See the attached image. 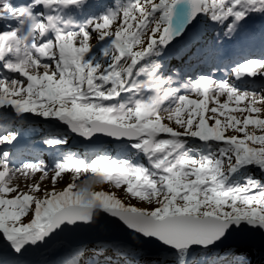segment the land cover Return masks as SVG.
Instances as JSON below:
<instances>
[{"label": "snow or ice", "instance_id": "snow-or-ice-1", "mask_svg": "<svg viewBox=\"0 0 264 264\" xmlns=\"http://www.w3.org/2000/svg\"><path fill=\"white\" fill-rule=\"evenodd\" d=\"M88 6L89 0H21L15 6L0 0V21L16 22L0 31V127L12 123V113L22 124L26 114L58 120L81 137L130 141L148 166L130 157H69L54 164L53 188L38 196L40 183L24 191L12 181L34 172L43 181L48 166L36 160L17 166L13 154L0 149V235L11 249L5 257L0 246V264H28L23 257L30 249L80 228L109 229V221L126 229L127 238L102 236L87 264H113L109 253L124 264L142 257L144 264H192L193 255L207 260L209 253L221 264H249L240 245L250 243L251 233L264 237V181L247 177L238 184L232 176L248 166L264 172V94L241 90L232 80L264 76V55H244L228 66V79H184L160 61L182 42L179 55L198 60L208 30L232 40L253 14L264 15V0H113L78 22L74 13ZM193 21L203 29L189 36L182 25ZM93 38L103 42L99 56L92 55ZM229 129L238 135H228ZM19 134H0V146L14 144ZM190 138L207 150L190 148ZM44 143L64 145L67 138ZM81 171L93 179L55 190L63 173L75 180ZM98 180L156 206L93 190ZM147 242L158 245L160 260L146 258ZM88 253L77 248L62 264H81Z\"/></svg>", "mask_w": 264, "mask_h": 264}, {"label": "rangeland", "instance_id": "rangeland-1", "mask_svg": "<svg viewBox=\"0 0 264 264\" xmlns=\"http://www.w3.org/2000/svg\"><path fill=\"white\" fill-rule=\"evenodd\" d=\"M93 2V5L95 7L96 4H99L101 1H102V4L104 5H101V8L99 10V12L96 10V11H91L92 14L94 13H100L105 6H108V5H112L113 4V0H90ZM87 10V9H86ZM89 11V10H87ZM264 17V15H260V16H254L252 15L246 23L243 24V27L242 29L239 31V34L243 33L244 30H250V26L256 22H258L257 20L259 18H262ZM12 23V27H15L16 26V22L15 21H11ZM248 25H250L248 27ZM91 43L94 45V46H97L96 48H94V52L92 53V55H98L99 56V44H102L103 42H98L95 38L92 39ZM178 47V46H177ZM170 56V55H169ZM258 82L256 85H251V86H247V83H250L248 81H246L245 79H241V80H235L233 79L232 80V83L235 84L237 87H239L241 90H244V91H253V92H256V94L259 96L261 94H264V76H258ZM227 79V78H226ZM195 98V97H193ZM224 98L221 97V100H223ZM260 107L264 108V105H259ZM32 116V118L34 119H38V120H51V119H46V118H42V117H36L35 115L33 114H30ZM236 115H240L239 113H236ZM47 121H45L47 123ZM34 122V121H33ZM40 122V121H38ZM38 122H36V125H38ZM45 124L42 125L41 128L45 129L43 126ZM40 128V127H39ZM38 127L36 129H39ZM56 132H52L51 130H49V135H62V138L66 137L67 138V143L64 144V145H58L56 147H59V153L57 154L58 156L61 157V154L63 155H68L69 157L71 158H81L78 154V151L80 148H68V149H65L66 147H69L70 143H72V139L69 137V132L67 131H63V130H60L58 128H56ZM228 135H238V133H236L235 131H232L231 129L228 130L227 132ZM193 142V144H198V145H204L203 142L199 141L198 139H195V138H190ZM76 144V143H75ZM103 145H94V146H88V145H85L83 147L87 148H91V147H101ZM65 149V150H64ZM69 153V154H67ZM75 153V154H74ZM74 154V155H72ZM78 156V157H77ZM69 157H61L58 159V161H64V162H67L68 161V158ZM107 157H111L112 159H120V158H114L112 157L109 153H108V156ZM144 157V156H143ZM198 158V157H197ZM96 159V157H92L91 158V161ZM144 160H146V158L144 157ZM90 162V161H89ZM134 162L136 163H141L140 160H134ZM18 166V165H17ZM49 168V167H48ZM54 173L52 172V170L49 168V175L47 178H45L43 181H41L40 177H41V173L40 172H34V173H30V174H24V173H18L14 178H13V181L12 183L15 184V185H19V183L23 184L24 185V188H22L24 191H27L28 190V187L32 184H35V183H40L41 186L43 185V189H47V190H51L53 188V185H52V180H51V177ZM93 179V174L90 173V172H83L81 171V173L77 176V178L74 180L73 179V173L71 172H65L61 175V177L58 178L57 180V183L55 184V190L56 191H60L62 190L68 183H75L76 185L78 186H82L85 184V182H88L90 180ZM30 181H32L30 183V185H27ZM91 187L93 188V190H96V191H108V192H113L115 194H117L119 196V198H121L122 200H124L125 203H129V204H133L135 206H138V207H144V208H154L156 206L155 202H152L151 204L148 203L147 201H140L138 199H134V198H131L125 191V188L124 187H121L120 189H117L114 187L113 184L111 183H108V182H103V181H97L96 183L92 184ZM42 189V188H41ZM43 191L41 190V192L39 193H35V195H38V196H42L43 195ZM0 246H2V249H3V253L6 254V257L11 253V249L8 245V243L6 241L3 240V237L2 235H0ZM85 249H87V251L89 252L88 254H86V256L84 257H79V259L81 260V264H87L88 262V256L91 255V252L94 251L95 249V244H90V245H87L86 247H83L81 248L80 250L81 251H84ZM241 251H242V254L244 256H246L248 258V262L249 264H264V258L260 261L258 260V253H256V251L251 248V247H242L241 248ZM109 255L112 256V260H113V264H124V262L122 260H117V258L115 257L114 254L112 253H109ZM216 256L215 254H212V253H209L207 257H209V259L211 258L210 256ZM70 257L68 258H62L60 259L58 262H61L63 260H66L69 261L70 259H72V256L69 255ZM37 257V249H30L29 251H27L23 257V259L26 261L28 259L30 260H34V258ZM149 261H152V260H160L161 259V256H155V255H147L146 257ZM133 261H132V264H144V259L145 258H141L140 261H137L135 260V258H131ZM103 264V262H102Z\"/></svg>", "mask_w": 264, "mask_h": 264}, {"label": "water", "instance_id": "water-1", "mask_svg": "<svg viewBox=\"0 0 264 264\" xmlns=\"http://www.w3.org/2000/svg\"><path fill=\"white\" fill-rule=\"evenodd\" d=\"M184 7H185V11H187L188 6L185 5ZM182 26L184 27V32L188 34L189 32L194 31L197 28L198 22L193 21L192 24L185 23ZM177 40H180V37H177ZM75 135L77 136L76 137L77 140L83 139V137L79 136L78 134ZM104 140L111 143H131L126 139L118 140L116 138H112L108 136H106V139ZM110 219H114V218H110ZM101 223H104V221H101ZM108 224H109V229L105 227H100L96 231V229H92V228H80L75 230L74 232L65 233L60 238L58 243L51 245L50 242L49 245L41 246L40 248L37 249V253L38 255L48 254L54 251L55 247L58 245L60 246L63 245L65 246L67 251L72 252L75 249L77 248L80 249L88 244H95L102 236H107L111 234H114L120 238H124V239L127 238L128 232L120 224L114 221H109ZM262 238L264 237H262V234L260 232L251 233L248 237L250 243L240 245V247L250 246L254 248L259 254L264 255V244L261 243ZM225 246L226 245L221 244L218 245L217 248L222 250ZM146 248L149 250L148 254L150 255H161L157 250L158 245H156L154 242H147Z\"/></svg>", "mask_w": 264, "mask_h": 264}, {"label": "trees", "instance_id": "trees-1", "mask_svg": "<svg viewBox=\"0 0 264 264\" xmlns=\"http://www.w3.org/2000/svg\"><path fill=\"white\" fill-rule=\"evenodd\" d=\"M257 15V14H254ZM8 22L5 21H0V28H6L8 26ZM203 29V25H200V29L199 31H201ZM198 34V33H197ZM215 34V32H213L212 30H208L205 34V44H204V49L207 50V53H211V51L214 48V45L212 43V36ZM216 35V34H215ZM156 59V58H153ZM207 60V57L205 55H201L200 58L198 60H194V62H197V64H204V62ZM161 63H164L168 66V59L164 58L160 61ZM188 60H186L184 63H186L187 65H185L184 63L179 65V67H173L171 66L172 70L174 72H182V73H186L187 75H190V72L192 71V67L187 63ZM165 75H167V72L165 73ZM200 75V74H195V76ZM194 77V76H193ZM177 79H179V77H177ZM233 131V130H232ZM249 131H257L255 128L250 127ZM190 148H194V149H200L202 151H206L207 149H205V145H194L191 143V141H189V145ZM104 150L112 153L113 156H119V157H130L132 159H137L140 160L143 164L147 165L146 160H144V157L142 154L139 153H135L134 150H132L130 148V146L128 144L125 145H119V146H112V145H107L104 146ZM193 156H199L200 152L199 151H194L192 153ZM247 177H253L255 179L264 181V172H262L260 169L254 167V166H248L247 168L241 169L238 173L234 174L232 176V179L234 180L235 183H244L246 181ZM211 258L209 259V257H207V260L201 259L200 255H193L191 257V262L192 264H221L220 259L216 256H210Z\"/></svg>", "mask_w": 264, "mask_h": 264}, {"label": "bare ground", "instance_id": "bare-ground-1", "mask_svg": "<svg viewBox=\"0 0 264 264\" xmlns=\"http://www.w3.org/2000/svg\"><path fill=\"white\" fill-rule=\"evenodd\" d=\"M92 5V4H91ZM243 41H245V38H242V37H239L238 38V40H237V42L236 43H234L235 45H237L238 43H241V42H243ZM39 153V155L43 158L42 159V161L43 160H46V161H43L44 163H46V165H48V166H54V163H56V159L55 160H52V161H49L50 159H49V157L47 156H44V154H43V152H38ZM49 161V162H48ZM51 164V165H50ZM32 181H30L27 185H30V183H31ZM20 188H21V190H23L22 188H24V185L23 184H21V183H19V185H18ZM42 189V191L44 192V190H47V189H43V185H42V187H41ZM56 251L57 250H59L61 253H64L65 251H66V248H65V246H63V245H61V246H57V248L55 249Z\"/></svg>", "mask_w": 264, "mask_h": 264}]
</instances>
